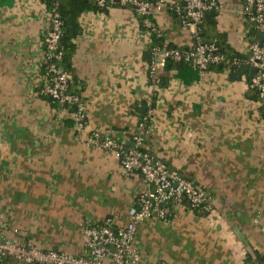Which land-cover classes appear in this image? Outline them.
<instances>
[{
	"label": "crops",
	"instance_id": "crops-1",
	"mask_svg": "<svg viewBox=\"0 0 264 264\" xmlns=\"http://www.w3.org/2000/svg\"><path fill=\"white\" fill-rule=\"evenodd\" d=\"M172 3V0H159ZM216 31L248 56L241 0H216ZM153 22L164 45L191 48L193 30L163 8ZM49 11L39 0H0V242L86 256L82 231L111 219L115 228L144 188L115 155L88 143L91 132L131 147L147 117L143 149L206 190L209 209L173 207L168 222L136 227L141 264H264V116L248 72L200 74L191 64L162 70L158 95L144 53L150 42L129 7L80 17L70 91L87 103V127L40 95ZM258 43V40H257ZM144 108V111L141 109Z\"/></svg>",
	"mask_w": 264,
	"mask_h": 264
},
{
	"label": "built area",
	"instance_id": "built-area-1",
	"mask_svg": "<svg viewBox=\"0 0 264 264\" xmlns=\"http://www.w3.org/2000/svg\"><path fill=\"white\" fill-rule=\"evenodd\" d=\"M101 8L119 6L131 8L137 16L143 18V25L148 34L153 32L160 36V32L152 22L154 12L165 8L173 11L181 18L183 28L193 30L194 37L198 32V25L205 13L221 9L216 0H181V6L162 1L153 3L149 0H94ZM185 3V6H182ZM242 15L263 36V42L250 43L248 56L242 61L229 62L218 54L215 42H193L187 50L158 47L152 51V59L148 66V77L153 93L161 92L160 72L164 70L165 60L175 62L184 61L193 65L200 74L207 72L211 66L249 65L255 68L247 88L257 94L262 104L264 116V0H245ZM62 35V22L59 14L49 12V25L44 38V81L40 95L47 96L59 105L73 108L71 118L73 128L83 132L87 127V103L78 94L70 91L72 77L61 68L62 53L59 50V41ZM150 36V34H149ZM147 117L138 124L137 132L133 135V147L125 148L122 142L104 137L97 131L88 136V143L112 152L118 159L121 173L125 177L139 176L144 188L136 199V204L129 211V221L121 228H115L112 220L107 219L97 227L86 226L82 231V241L87 251L86 256H75L58 251H43L30 242L18 240H4L0 242V264H141L140 255L132 249L137 225L148 219L168 222L173 207L188 206L190 209H209L210 197L206 190L184 178L176 170L170 169L164 162L155 158L143 149L145 135L148 132L146 121L151 115V108ZM167 264V263H159Z\"/></svg>",
	"mask_w": 264,
	"mask_h": 264
},
{
	"label": "trees",
	"instance_id": "trees-1",
	"mask_svg": "<svg viewBox=\"0 0 264 264\" xmlns=\"http://www.w3.org/2000/svg\"><path fill=\"white\" fill-rule=\"evenodd\" d=\"M39 1L45 5V7L47 8L49 12H52V10L55 9V11L59 14V18L62 22V35L59 41V50L62 53L60 65L64 72L71 75L72 83H73L74 82V70L72 67V59L76 51L75 41L82 34V28L80 25V17L86 13H106L108 8L110 7H105V8L98 7L96 3L94 2V0H39ZM149 1L153 3L159 2V0H149ZM241 1L244 4L245 0H241ZM172 3L178 4L179 6H181V0H172ZM111 7H118V6H111ZM171 12L175 15L177 21L180 23L181 18H179L175 12L173 11ZM137 18H138V23H139V27L141 31L148 32V30H146L145 26L143 25V18L140 16H137ZM152 22H153V19H152ZM246 24L248 27V41L250 43H256L257 37L258 35H260L259 32L255 29V26L252 23L246 21ZM149 34H150V42L144 53V59L148 63L152 59L153 49L166 46L164 45L161 35L157 37V35L153 32H150ZM196 40H199L202 43L215 42L216 46L218 47V54L225 57V59L231 63L234 60L238 62H242L245 59V56L231 49V47L227 44L223 34H220L216 31L215 16L211 15L209 12L205 13L202 16V21L198 25L197 35L193 37V42H195ZM166 47L168 49L179 48L175 46H166ZM179 49L187 50L184 48H179ZM188 64L189 63H186L184 61L175 62L173 60L166 59L164 70L168 71L171 69H177L179 67H182ZM226 66L227 65L221 66V69L219 68V66H211L209 67L207 71L220 72L222 70H225ZM240 67H241L240 65L233 66L231 70L237 71L238 69H240ZM42 70L44 73L45 66L42 67ZM164 85H165V81L162 79V77H160V87L163 88ZM42 97L45 100H48L52 106H55V107L62 106L64 108L69 109L70 112L73 110V108H71L70 106L59 105L56 101H54L50 97H47V96H42ZM143 119L144 117L141 119L140 122H142ZM145 125H146V128L148 129L149 121H146ZM124 147L127 148L125 145ZM194 210L196 212L200 211V209H194Z\"/></svg>",
	"mask_w": 264,
	"mask_h": 264
},
{
	"label": "water",
	"instance_id": "water-1",
	"mask_svg": "<svg viewBox=\"0 0 264 264\" xmlns=\"http://www.w3.org/2000/svg\"><path fill=\"white\" fill-rule=\"evenodd\" d=\"M182 6L184 7L185 6V3H182ZM210 14H214V11H211L209 12ZM257 40H258V43L259 45L261 46L262 45V42H263V36L262 35H258L257 37ZM219 68L221 69V66H219ZM244 72H248L249 75H250V78H252L253 75L256 74L257 70L255 68L253 69H250L249 65L245 64L241 67V69L234 73V72H230L229 74V78L232 80V81H235V80H240V77L244 74ZM141 111H144V108L141 109ZM134 144L131 143V147H133Z\"/></svg>",
	"mask_w": 264,
	"mask_h": 264
}]
</instances>
